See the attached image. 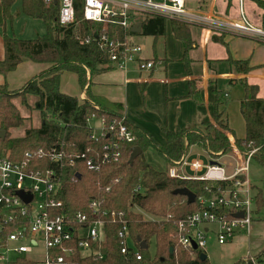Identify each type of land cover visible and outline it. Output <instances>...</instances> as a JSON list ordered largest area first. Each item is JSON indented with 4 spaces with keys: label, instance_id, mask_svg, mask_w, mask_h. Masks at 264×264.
Returning a JSON list of instances; mask_svg holds the SVG:
<instances>
[{
    "label": "trees",
    "instance_id": "obj_1",
    "mask_svg": "<svg viewBox=\"0 0 264 264\" xmlns=\"http://www.w3.org/2000/svg\"><path fill=\"white\" fill-rule=\"evenodd\" d=\"M15 2L16 0H0V28L5 48L4 59L0 60V73L7 74L15 70L25 60L50 63L51 66L27 81L20 89L9 90L7 84L0 85V131H6L5 137L0 138V151H9L13 158L20 159L26 150L37 147H57L70 153L83 152L89 147L87 155H94L111 136L97 142L91 140L89 118H104L109 123L121 120L124 116L122 105L103 104L90 91L91 80L87 78V70L93 76L110 68L103 67L110 61L108 53L93 40L100 29V23L83 18L84 0H75L76 22L69 26L62 25L59 21V0H21L20 11L40 19L45 26V33L36 38H20L4 32L6 25H12L15 17L12 11ZM229 2L231 3L230 0ZM261 4L264 5V2L261 1ZM141 25V32L144 34L158 36L165 32V20L159 16L148 15ZM173 26L182 33L186 32L185 27L178 22L173 21ZM133 33L130 27L110 25L108 35L110 39L125 40ZM87 38L90 42H86ZM216 39L224 44L223 38ZM227 62L236 72L247 73L254 69L249 60H235L229 56ZM65 71L77 74L78 82L85 91L84 100L60 91V79ZM237 81L245 89L240 111L246 125V136L235 138V144L245 156L256 149L252 158L256 157L264 166V98L258 96L257 84H251L246 79ZM25 94L35 97V108L40 112L41 123L38 127L27 128L23 136L11 137L10 129L21 126L25 120L12 98ZM194 98L197 102L202 100L199 90L194 93ZM226 101L227 92L224 89L216 87L212 90L210 105L217 109ZM97 104L99 108L96 107ZM213 118L216 125L203 121L202 116H199L185 128L175 131L165 129L166 144L160 146L144 129L125 117L123 123L133 131L136 139L133 142L120 141L122 156L118 162L103 165L99 171L88 170L83 161L78 159L73 164L68 160L52 163L47 159L40 163L42 169L53 168L59 172L58 198L63 200L67 212H88L91 197L99 195L104 198V210L125 213L131 241L138 249V238L144 240L148 247L155 241L154 259L150 258L147 247L139 249L143 258L137 260L133 251L121 252L118 236L120 223L109 221L105 226V242L96 246L103 257L84 256L78 249L74 255L66 256L68 264H209L208 258L200 259L202 251L194 250V255H191L192 249L179 243L177 230L178 221L200 208V198L210 197L216 191V185L205 180L170 177L166 170H157L148 163L144 153L150 146H154L165 158L167 166L180 160L193 144L209 153L228 154L231 151L230 141L219 129L231 130L227 117L223 116L222 111L215 110ZM135 146H139L142 152L129 163ZM114 178H119V181L112 183ZM109 184V191H100V187L104 188ZM206 184H212V192L205 189ZM217 184L230 185L231 181ZM138 186L140 190H135ZM183 187L196 194L193 203H189L185 195L173 193L175 189ZM253 201L254 218L255 212L264 209L261 189L254 193ZM143 213L151 217L145 218ZM15 264H33V260L30 257H19ZM234 264L254 262L248 258H240Z\"/></svg>",
    "mask_w": 264,
    "mask_h": 264
},
{
    "label": "built area",
    "instance_id": "obj_2",
    "mask_svg": "<svg viewBox=\"0 0 264 264\" xmlns=\"http://www.w3.org/2000/svg\"><path fill=\"white\" fill-rule=\"evenodd\" d=\"M208 1L198 0V7L189 9L186 0H84L82 15L86 20L100 23L97 37L94 36L93 40L109 55L110 61L103 67L113 66L122 70H126L132 62L137 64L139 71H150L155 64L154 60L141 56L142 47L138 43L129 38L110 39L108 35L110 25L129 28L134 14L140 12L181 19L214 32H228L264 43V5L250 0L254 7L249 9L244 0H238L226 11L220 12L215 8L214 0L209 5ZM59 2L60 23L65 26L74 24L75 0ZM86 42H90V39L87 38ZM125 117L109 123L101 118L99 132L92 128L91 140L97 142L104 137L111 138L91 156L87 155L89 147L83 152L71 153L57 147H37L26 150L20 159L0 151V262L15 264L19 257L25 255L32 258L33 264H68L66 256L74 255L78 249L84 256L102 258L103 254L96 246L105 242V226L109 221L120 223L118 236L121 252L133 251L137 260L143 258L140 248L131 243L123 211L104 210V198L94 195L90 199L88 212H67L63 200L58 198L59 172L40 167V163L46 159L52 163L68 160L71 164L78 159L88 170L99 171L103 165L118 162L122 156L120 141L133 142L136 139L133 131L123 123ZM232 148L238 158L232 174H227L221 163L205 165L198 157L187 160L182 156L167 169L170 177L205 180L216 185V191L210 197L200 198V208L178 221V241L192 249L191 255H194L193 239L197 243L196 250L206 253L210 232H215L218 242L222 244L232 239L239 228L247 232L251 230L254 201L248 164L256 149L244 157L233 142ZM185 166L194 171L193 176L183 172ZM118 181L119 178H114L112 183ZM222 181H231V184H217ZM110 188L109 184L100 187V191H109ZM205 189L212 192V184H206ZM19 190L30 196V200H24L18 194ZM135 190H140V186ZM239 212H243V215L237 216ZM11 255H17L15 260L11 261Z\"/></svg>",
    "mask_w": 264,
    "mask_h": 264
},
{
    "label": "crops",
    "instance_id": "obj_3",
    "mask_svg": "<svg viewBox=\"0 0 264 264\" xmlns=\"http://www.w3.org/2000/svg\"><path fill=\"white\" fill-rule=\"evenodd\" d=\"M186 1L189 9H196L199 5L198 0ZM210 3L211 0L208 1V5ZM229 3V0H214L215 8L220 12L226 11L228 6L233 5L232 2L230 5ZM20 8L18 9L19 16L24 14L20 11ZM136 14L144 15V18L138 19ZM136 14H134V19L137 18L139 21L133 22V19L131 27L141 25L142 21L149 15L141 12ZM162 18L165 20V32L158 36L152 35L154 38L150 46L152 48H144V50L142 48L141 51V56L154 60V67L150 71H139L137 64L132 62L128 64L126 70L110 66V68H106V70L96 73L93 76L88 74V78L91 80V94L97 97L103 104L118 103L122 105L124 115L130 121L144 129L160 146L166 144L165 129L175 131L176 129L185 128L191 125L199 116H202L203 121H209L216 125L213 119V112L215 110L222 111L223 115L227 117L231 130L219 129L226 133L227 138L233 144V138H244L246 136V125L240 111V103L245 97L244 86L241 84L243 89L240 90L238 87H235L236 108L239 115L232 117L230 113L231 102H228V92L221 86L220 82L228 79L230 81H237L239 79H246L247 81L251 79H264V71L256 72V69L264 67V63L258 65L253 64L250 58L237 56V54H234L229 49V40L233 36L239 39L253 38L238 36L228 32H214L208 28H203L201 25L188 23L181 19ZM173 21L185 27L186 32L182 33L180 30L174 29ZM13 23L14 19L12 21ZM10 25V23L6 25L4 32L8 33V26ZM141 31L142 27H140L139 32H134L128 38L141 45L131 38L134 34L142 33ZM218 37L223 38L224 44L216 39ZM162 38L163 42L159 46V41ZM4 56V39L0 28V60H3ZM229 56L235 60H249L250 65L254 69L247 73L236 72L227 62ZM50 66V63L45 62H35L32 60L22 61L15 70L7 74L0 73V85L7 84L9 90L20 89L27 81L48 70ZM70 72L72 71L62 73L60 91L77 96L79 99L85 97V91L81 88L80 84L78 92L75 93L70 90L71 87L74 88L73 86L78 81L77 74L73 72L75 74L74 77ZM87 73H89L88 70ZM65 78L73 80V85L71 87L69 85L67 90L62 87V84L65 83ZM248 82L257 84L259 86L258 96L264 98V96L260 95V85L251 81ZM216 87L224 89L227 92L226 103L218 106L217 109L209 103L212 98V90ZM198 90L202 98L200 102H197L194 98V93ZM236 149L238 148L236 147ZM202 151L209 155V161H206L200 156ZM233 152V162L236 161V166L238 164V158L234 149ZM183 156L187 160L198 157L205 165L211 163V161L219 162L225 169L227 167L228 171L226 169V172H229L228 174H232L235 170V166L233 167L232 165L233 162L230 165L225 164V162L228 163V160L224 157L225 155H223L224 160L218 161L216 158H212L207 150L195 144L190 145ZM168 168L169 166H167L166 171ZM204 170L199 172V175ZM190 171L194 173L188 166L184 167L183 172L189 175L188 172ZM236 236L221 245L233 241ZM246 256L243 255L241 258Z\"/></svg>",
    "mask_w": 264,
    "mask_h": 264
},
{
    "label": "rangeland",
    "instance_id": "obj_4",
    "mask_svg": "<svg viewBox=\"0 0 264 264\" xmlns=\"http://www.w3.org/2000/svg\"><path fill=\"white\" fill-rule=\"evenodd\" d=\"M236 1L238 0H231L233 4ZM254 1H256L261 6L262 5L261 1L263 2L264 0H254ZM244 2L249 9L254 7L253 2H250V0H244ZM20 6H21V0H16L12 9L16 17L14 18V23L12 24V26L11 25L8 26V31H7L8 34L15 35L25 39L36 38L39 35H43L45 33V27L43 25V22L40 19L29 17L24 14H21L19 16L18 9L20 8ZM136 17H138V19H142L144 18V15L136 14ZM137 21H139L137 20V18L133 20V22H137ZM131 38L139 42L141 46H143L142 47L143 50L144 48L145 49L152 48L150 46L153 43L154 38L150 34H144V33L134 34L131 36ZM162 42H163V38L159 41V46ZM229 47H230L229 49H231V51L234 52V54H237V56H246L250 58L253 64L258 65L264 63L263 42L253 39H246V38L239 39L233 36L229 40ZM263 71H264V67L256 69V72H263ZM70 73L75 77V74L73 72ZM88 74H90V72L87 73V78H88ZM248 81L258 83L261 88L260 95L264 96V79H251ZM220 83L221 86L224 89H226V91L228 92V102H231L230 105L231 116L232 117H235L236 115L238 116L239 114L236 108L235 87H238L239 90L243 89L241 83L238 81H230L229 79L221 81ZM69 85L70 87L73 85V80L72 79L69 80V78H65V83L62 84V87L67 90ZM75 86H73L74 88L71 87V89L70 88L69 89L72 92L76 93L80 89L78 81H76ZM12 99L15 105L18 107L20 114L25 118V120L21 126L16 128H11L10 135L11 137H20L24 135L25 130L27 128L38 127L40 125L41 123L40 112L37 108H35V97H33L32 95L25 94L24 96H15ZM80 99L84 100L85 97ZM96 107L99 108L98 104L96 105ZM88 125L94 130H97V132H99V129L102 125V121L100 118L92 116L88 120ZM223 133L226 135L225 132ZM233 141H234V145L238 148V146L235 144L234 138ZM231 144L232 141L230 140V146ZM5 153L9 154L10 152L7 151ZM194 154L196 155V153ZM144 155L147 162L150 163L155 169L166 170L167 164L165 158L162 156L160 152H158V150L155 147H150L148 150H146ZM210 155L212 156V158L214 159L216 158L218 161H222L226 158L228 160V163L225 162V164L230 165L233 162L234 152L231 146V151L228 154H222L220 152L218 153L212 152L210 153ZM223 155H225L224 156L225 158L223 157ZM200 156H202L206 161H209V155L206 152L202 151L200 153ZM243 156L247 157L245 155ZM235 164L236 161L232 163L233 167L235 166ZM236 167L237 165L235 166V169ZM188 173L191 176L194 175V173L191 171ZM248 178L252 186L251 194L254 195L257 189H261L264 195V166L257 160L256 157H253L249 160ZM143 214L145 218L151 217L146 213ZM235 235L237 236L233 241L221 245L218 242V238L215 232H210L208 234L206 255L208 256L209 264H234L235 261L241 258V256L243 257V255L245 256L247 255L246 257H244L246 259L248 258L254 260L253 261L254 264H264V209L261 210L260 212L257 213L255 212L251 231L245 232V230L239 228L237 234L235 233ZM131 243L134 244L132 241ZM148 249L150 253V258L154 259L155 241L151 242ZM83 253H85V251ZM24 256L25 255H23L22 257ZM27 256H32V255L27 254ZM16 257L17 255H11V261L15 260ZM0 264H6V263L1 261Z\"/></svg>",
    "mask_w": 264,
    "mask_h": 264
},
{
    "label": "water",
    "instance_id": "obj_5",
    "mask_svg": "<svg viewBox=\"0 0 264 264\" xmlns=\"http://www.w3.org/2000/svg\"><path fill=\"white\" fill-rule=\"evenodd\" d=\"M140 27L141 25H134L133 27H131V31L133 32H139L140 31ZM95 37H97V33H95ZM6 135V131L3 130V131H0V138H4ZM142 152V149L139 147V146H135L133 147L132 149V152H131V155H130V158H129V163H132L134 161V159ZM216 161H211V163H215ZM174 194H181V195H185L187 197V201L189 203H193L196 199V194L194 192H192L190 189L186 188V187H183V188H178V189H175L173 191ZM18 194L26 201H29L30 200V196H28L26 193H24L23 190H19L18 191ZM237 216H242L243 215V212H239L236 214ZM138 242H139V247L141 249H146L148 247L147 243L144 241V240H141L140 238L137 239ZM192 248L194 250L197 249V243L195 242V240L193 239L192 240ZM207 258V255L206 253H201L200 254V259L201 260H204Z\"/></svg>",
    "mask_w": 264,
    "mask_h": 264
}]
</instances>
